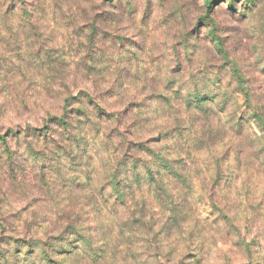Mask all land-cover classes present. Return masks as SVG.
<instances>
[{
  "label": "clouds",
  "instance_id": "obj_1",
  "mask_svg": "<svg viewBox=\"0 0 264 264\" xmlns=\"http://www.w3.org/2000/svg\"><path fill=\"white\" fill-rule=\"evenodd\" d=\"M148 2L0 0V264H174L170 216L192 264H264V205L256 244L229 226L264 188V0Z\"/></svg>",
  "mask_w": 264,
  "mask_h": 264
},
{
  "label": "rangeland",
  "instance_id": "obj_2",
  "mask_svg": "<svg viewBox=\"0 0 264 264\" xmlns=\"http://www.w3.org/2000/svg\"><path fill=\"white\" fill-rule=\"evenodd\" d=\"M113 3L111 6L112 8L116 7H122L123 6V0H112ZM213 10H221L222 5L227 2V0H213ZM158 3L163 10V14L160 17V22L164 23L168 20L169 17H176L179 15H182L181 8L188 6L189 0H184V3L180 4L176 2V0H172V2H169V0H149L148 4L144 7V15L148 16L149 14V8L153 5V3ZM194 3V0H192ZM110 4V3H109ZM215 5V9H214ZM231 7V5H228ZM139 9H132L129 7V12H138ZM107 15L108 13H99L98 15ZM110 16L112 15L109 13ZM211 15V13L209 14ZM150 18V17H149ZM203 19V18H201ZM199 24L197 25V27ZM46 53H55L60 51L57 48H46L44 49ZM131 102V101H130ZM119 104L115 105L117 107ZM133 103H128L127 105L123 106L122 109L126 110L130 106H132ZM223 151V146L221 145V148H219V152ZM264 151V150H262ZM207 154L202 153V158L207 159ZM186 163V162H185ZM188 167V164L186 163V168ZM216 182V180H215ZM230 185L234 187H239V181H230ZM220 183V182H217ZM228 184V183H226ZM243 200L239 204V206L234 207L232 211L235 213V219L239 221V226L236 224H230V231H239L241 228L243 230V236L250 239H244L242 241H238L237 243L240 244L241 247H243L245 244H256L257 237L260 235V231L257 229V225L259 223V219L257 215H252V213L256 212L262 205H264V188H261L259 184L256 185L254 190H245L243 193ZM23 211V209L21 210ZM217 211H220L217 209ZM209 215H212V213H209ZM171 221V224L169 223ZM220 221H224L226 223L229 222L228 215H225L221 213V215L216 216L215 220L212 221L213 224H218ZM138 223V220H133L132 223ZM133 224V225H135ZM188 228L187 222L181 223V221L174 217H169L167 220H165L164 224L161 226L159 232H157V235L161 237V243L167 244L168 241H172L174 247L169 249V255L172 257L174 264H192L193 261L196 260L195 255L192 251H187L182 243L179 241H183L185 239H191V233L188 234L187 237L178 235L177 230L179 232L183 233ZM253 232L256 233V235H253ZM230 235V232H225L224 236L228 237ZM8 237V238H7ZM176 237V239H173ZM18 240H22V237H17ZM4 239L11 240V237L5 236ZM135 239H142V237H135ZM155 239V237H154ZM217 247H224L226 248L227 245H224L223 242L218 241L216 244ZM210 251V250H209ZM137 255H142V253H137ZM145 264H148L147 261H145ZM196 264H200L199 261H196ZM230 264H239V258L230 259Z\"/></svg>",
  "mask_w": 264,
  "mask_h": 264
},
{
  "label": "trees",
  "instance_id": "obj_3",
  "mask_svg": "<svg viewBox=\"0 0 264 264\" xmlns=\"http://www.w3.org/2000/svg\"><path fill=\"white\" fill-rule=\"evenodd\" d=\"M213 0H209V2H208V10H209V13L208 14H210V13H212V11H213V7H212V4H213ZM105 3L106 4H108V5H111V6H113L112 5V3H113V1L112 0H105ZM110 3V4H109ZM99 14V13H98ZM101 16H110V14L108 13L107 15H101ZM109 91H111V89H109ZM86 94V93H85ZM129 103H133V105L132 106H130L129 108H132L133 106H134V104L136 103V101H131V102H129ZM116 108V110H119V111H123V112H125V113H128V109H126V110H124V109H122L121 108V106L120 105H118L117 107H115ZM127 120H131V122L132 123H135V119H134V113H128V117H127ZM127 122V121H126ZM129 127H131V124H129ZM150 139H159V137H150ZM219 148H221V145L220 144H216V145H214V146H212L210 149H209V151H211V152H219ZM205 154H207L208 155V153H205ZM222 158V157H221ZM218 162V161H217ZM171 163H175V164H183L184 165V167L186 168V163H185V161L183 160V159H181V160H175V161H172ZM179 173H177V175H178ZM221 179H222V177L221 176H219V175H217L216 176V183L217 182H220L221 181ZM230 181H235V180H231L230 178H225V183H231ZM236 181H238V180H236ZM218 184V183H217ZM122 203H123V201H122ZM67 211H71V209L69 208V209H67ZM127 222V221H126ZM132 223V222H131ZM132 224H135L134 222L132 223ZM11 237V240H18V236H9V238ZM8 238V237H7ZM56 264H61V262H60V260H57L56 261Z\"/></svg>",
  "mask_w": 264,
  "mask_h": 264
}]
</instances>
